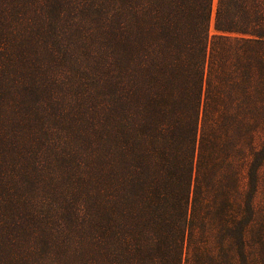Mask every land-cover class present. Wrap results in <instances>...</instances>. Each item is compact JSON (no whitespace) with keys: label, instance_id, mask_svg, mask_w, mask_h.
<instances>
[{"label":"trees","instance_id":"1","mask_svg":"<svg viewBox=\"0 0 264 264\" xmlns=\"http://www.w3.org/2000/svg\"><path fill=\"white\" fill-rule=\"evenodd\" d=\"M242 125L264 0H0V264H185Z\"/></svg>","mask_w":264,"mask_h":264},{"label":"rangeland","instance_id":"2","mask_svg":"<svg viewBox=\"0 0 264 264\" xmlns=\"http://www.w3.org/2000/svg\"><path fill=\"white\" fill-rule=\"evenodd\" d=\"M211 33H216L213 22ZM245 127H238L237 146L205 187L185 264H264V160L251 197L249 176L255 153L264 146V129Z\"/></svg>","mask_w":264,"mask_h":264}]
</instances>
